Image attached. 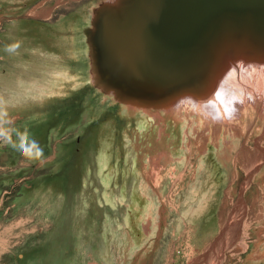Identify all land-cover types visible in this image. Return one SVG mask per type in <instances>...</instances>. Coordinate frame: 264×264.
Returning <instances> with one entry per match:
<instances>
[{"label": "rangeland", "instance_id": "1", "mask_svg": "<svg viewBox=\"0 0 264 264\" xmlns=\"http://www.w3.org/2000/svg\"><path fill=\"white\" fill-rule=\"evenodd\" d=\"M97 1L101 0H45V27L24 23L28 33L16 29L18 36L10 27L12 17L2 16L0 52L17 38L43 39L45 43V89L40 110L34 108V103L29 104L27 112L19 108L13 113L22 111L21 116L11 123L14 138L20 141L21 137L32 135L34 151L45 155L43 167L34 172L45 174V191L34 201L17 207L14 213L0 211V264H251L259 260V247L264 253V116L247 106L253 127L234 141L232 134L227 133L220 138L218 147L211 144L209 154L204 156V168L196 172L199 149L191 150L188 145L190 137L197 134L187 120L178 118L177 109L171 105L169 108L173 110L154 105L176 99L177 93L190 92L193 89L189 83L165 93V97L161 95L160 99L152 98V94L144 95L153 105L138 107L120 97L140 94L132 95L128 89L125 96L116 94L110 81L95 80L91 66L90 11ZM11 2L19 6L22 0ZM0 7L8 9V1L0 0ZM75 14L82 16L77 26L60 31V24L69 22ZM32 29L38 36H31ZM252 58L258 61L263 57L252 55ZM79 67L81 72L77 71ZM258 68L251 79L257 76L258 84L264 87V66ZM70 83L76 87L67 88ZM31 105L34 106L30 108ZM90 135V145L86 147L84 139ZM236 141L238 147L232 155L239 153L234 164V156L226 164L223 155H218L220 148L225 142ZM242 144H245L243 149ZM100 150L102 155H98ZM68 151L73 163L80 156L89 155H86L90 158L89 169L84 173L86 178L90 177L88 183L80 180L82 164L75 163L70 178L73 185L78 181V187L61 199L59 188L56 185L50 188L49 183L60 173V164L69 160L65 156ZM164 152H169L172 159L155 165ZM112 153H117L121 166L119 181L124 201L116 197V206L109 210L97 195L105 186L115 195L108 182L111 170L107 159ZM182 154L186 156L183 165H178V160L172 161ZM159 169L166 170L159 185L154 186L155 171ZM216 181L220 182L216 184ZM194 184H198V192H193ZM203 202L206 208L194 215V209ZM150 203L156 205L149 211ZM126 215L132 227L126 223ZM88 221H92L90 225ZM11 223L13 229H7ZM211 230L213 233L199 242ZM104 231L110 236L108 254L99 247ZM260 258L263 262L264 256Z\"/></svg>", "mask_w": 264, "mask_h": 264}, {"label": "bare ground", "instance_id": "2", "mask_svg": "<svg viewBox=\"0 0 264 264\" xmlns=\"http://www.w3.org/2000/svg\"><path fill=\"white\" fill-rule=\"evenodd\" d=\"M135 1L136 0H101V1H97L95 6H93L91 8V11H90V13H91L90 25L92 27L91 30H94L92 41L95 42L94 40L96 39V35H98L100 33L98 30V27H100L101 24L99 25V23L102 21L104 16H106V15L108 16L109 14H112V13L125 14V13H127V10L135 3ZM81 17L82 16H80V14L79 15L75 14L73 17L70 18L69 22L61 23L59 26V30L60 31H68L71 28L72 29L75 28ZM70 26H73V27H70ZM238 34H243L244 37L241 39L239 37L240 35H238ZM232 35L237 36V38L234 36L232 37ZM77 47H79V46H77ZM258 50H264V38L259 37V35L257 36L256 33L254 34L253 32L249 31L246 27H235V29L223 28V30H221L219 32V34L215 37V39H213V41L210 43V46L208 48V51L206 53V56H205L203 62L196 69L195 73L190 78V80L187 81L186 83H183L182 85H179L178 87L163 91L162 97L163 96L165 97V95H164L165 93H169L173 90L175 91L178 88L182 89V87L184 85L187 86L188 83H189V88L193 89V90H191L190 92L185 91L186 93H184L183 95L177 93L176 95H174V98L177 96L176 99L172 98V99L163 100V101H165L164 105L162 103L160 104V102H159V104L158 103L154 104L156 106L165 107L166 109H169V110H173V109H171V107L172 108L174 107L175 109H177L179 112L176 114L180 113V116L177 115V116H179L178 118H183L184 120H187L188 124L193 128V133L197 134V136L190 137V144L188 145V147H190L191 150L194 147L199 149L198 158H197L199 160V162L197 163L196 172L199 171V169H201L202 167L204 168L205 163H206V162H204V156L209 154L210 145L211 144L214 145V143H215V146L218 147L220 145L219 140H221L220 138L224 134H227V133L230 134L231 133L232 136L234 137L233 141L235 140V138H238L240 135L245 136L247 134V132L253 127V124H254V120L251 119V117H249L250 116L249 115L250 109H252V110L255 109V110L260 112V115L264 116V89H263L264 87L261 86V84L260 85L258 84V83H260V81H258L259 79H257L258 78L257 76L254 75L251 79V76H252L253 72L256 70V68H258L259 65L264 66V51L259 52ZM252 55H260L263 58L258 60V61H255V60H253ZM97 61L98 62L101 61L100 55L97 54V52L95 53L93 51L92 57H91V66L93 68L92 74H93L95 80L96 79H107V77L105 75H103V71L99 70L101 67H99V64ZM253 66H255V68ZM66 69H67V71L70 70L69 67H67ZM80 69L82 70V68L79 67L77 71L81 72ZM238 74H240L239 76H241V77L240 78L237 77V79H235L236 75H238ZM73 76H75V75H73ZM68 81H70V80H67V82ZM108 81H110L111 84L113 85V86H111V88H114V90H115L114 92L117 91L116 94H118V93H120L121 95L127 94L126 93L127 89L130 90L132 95H136L134 93L140 94V95H136L137 97L125 96V95H124L125 97H120V99L128 101L129 103L134 104L135 106H138V107H141V106L144 107L145 105H148V104L153 105L150 102H147L145 100L144 95L152 94L153 95V96H151L152 98H155V99L156 98H159V99L162 98L160 94L155 93L152 90H149V88H145V89L142 88L141 89V88L133 87L129 84H125V86H122V88H121L119 86H116V84L118 82L117 80H111L110 79ZM262 84L264 85V82ZM68 87H76V84L70 83L69 85H67V88ZM236 89H238V90H236ZM108 91H111V90H108ZM129 97H134V98H136V100H133V98H129ZM170 105H171V107L169 108ZM247 106L249 107V110H248ZM68 109H69V106H68ZM243 116H245V119H242ZM66 120H67V118H66ZM45 122H47V121H45ZM48 122H49V120H48ZM63 122H65V119L63 120ZM124 124H126V121H123V125ZM117 126H119V125H117ZM131 129H133V127ZM115 132L117 135V131H115ZM91 137L92 136L90 135L84 139V143L86 144V147H89V145H90L89 142L91 140ZM237 141L233 144L229 143V142H225V146L223 148H220L221 149L219 151L220 154L218 153V155H223L222 159H224V163L228 164V161L231 159L232 156H234V159H233V164H234L235 158H236L237 154L239 153V151H238L236 153V155H232L233 150L238 147ZM144 144H145V142H144ZM211 147H212V145H211ZM244 147H245V144H242V149ZM104 148L105 147H103V149ZM175 148L177 149V147H175ZM102 151L103 150H100L98 152V155H102L101 154ZM65 153H66L65 154L66 160L67 159H69V160L64 161L63 163L60 164V165H62L60 173L56 176L55 180H52L49 183L50 188H52L54 185H56L59 188V195H60L61 199H64V197L66 198L72 191L76 190L78 187V181H77V184L73 185V180H72V178H70L72 175L71 174V167L76 166V164L81 163L82 164V170H81V173H79V179L82 180L83 182H87V178L90 177L89 176L86 178V173H84L85 170L89 169V166L87 165V163L90 159V158H87V156H89V155L85 154L83 156H80V159L78 158L77 161L75 162L76 163L75 164L70 160V158H71L70 152L68 151ZM71 155H72V153H71ZM161 155H162V153H161ZM185 158H186V156L184 154H182L180 158L173 159L172 161L178 160L179 161L178 165L181 166V165H183ZM171 159L172 158L170 156V153L164 152L163 157L161 158L159 155V158L156 159L154 164L159 165V162H161V163L162 162H168ZM100 160H101V158H100ZM107 162H108V166L111 170V173L109 172V175H108L110 178V180L108 182H109L111 188L115 190V195L111 194L110 190L105 186V187H101L100 194L98 193L99 195H97V199L100 200L102 203H104V205L109 210H113V207L116 206V203L114 202L116 197H117V199L124 201V198H123L124 197V193H123L124 191H123L122 185L120 183V181H121L120 176H122L121 175L122 170H121V166L118 162L117 153H112L111 158H108ZM95 165H96V163H95ZM153 168H154V166H153ZM95 169H96V167H95ZM164 170H166V169H163V170L159 169V170L155 171L156 175H155V180H154V186L159 185V181L163 175ZM91 172H92V170H91ZM153 172H154V170H153ZM89 175H90V173H89ZM224 176H225V174H224ZM119 179H120V181H119ZM195 179H196V173H195ZM220 181H218V182H220ZM218 182L216 181L215 183L217 184ZM197 185L198 184H194L192 186L193 192H198L197 191L198 189H196ZM83 190L85 191V189H83ZM65 200H63V201H65ZM59 201H58V203H59ZM63 201H61V202H63ZM83 201H84V199H83ZM99 202H97V204H99ZM107 202L109 204H107ZM153 203L149 204V206H148L149 211L151 210L152 207H154L156 205ZM77 204L80 205V203H77ZM82 205H84V204H82ZM96 207H97V205H96ZM84 208H85V205H84ZM205 208H206V204H205V202H203L202 204L199 205V208L196 207L194 209L195 212L193 214L198 215ZM197 209H199V211H197ZM68 210H69V208H68ZM95 210H96V208H95ZM77 211H78V209H77ZM68 213H69V211H68ZM81 213H82V211H81ZM147 213H148V211H147ZM82 214H84V213H82ZM93 215H94V213H93ZM133 216H135V215H133ZM90 217H92V213H91ZM143 217H144V215L142 216L141 219H143ZM95 219L97 220V214H96ZM125 221H126V223H128L132 227V225H131L132 223L130 224V220H129L128 215H126ZM101 222H102V219H101ZM88 223H89V221H88ZM90 223L88 225H90ZM134 223L136 224V219H134ZM179 225H180V222H179ZM96 227H97V225H96ZM132 229H134V227ZM149 229H150V227H149ZM94 230H96V229H94ZM135 231L136 230H133L134 233H135ZM103 233L105 234V237L103 236L104 240L102 239V237L100 238V241L101 240L102 241L100 242L99 247H100V249H105V251H107V249H109L108 247L110 244V236L107 234L106 231H104ZM212 233H213V230H211L210 232L205 233V234L202 233L203 236L200 238L199 242H202L205 238H208ZM99 236H100V234H99ZM94 237H95V235H94ZM91 246H92V244H91ZM95 246H98V245H95ZM100 251H102V250H100ZM257 252L259 254H261L260 255L261 257L264 256V253H263V250L261 247H259ZM108 253L109 252L107 251V254ZM260 256L259 255L257 256V258H259V260H256V261L252 262L251 264H264V261L262 262V260H260L261 259Z\"/></svg>", "mask_w": 264, "mask_h": 264}, {"label": "water", "instance_id": "3", "mask_svg": "<svg viewBox=\"0 0 264 264\" xmlns=\"http://www.w3.org/2000/svg\"><path fill=\"white\" fill-rule=\"evenodd\" d=\"M101 22L91 57L100 55L105 80L162 95L190 80L223 28L264 38V0H136Z\"/></svg>", "mask_w": 264, "mask_h": 264}, {"label": "crops", "instance_id": "4", "mask_svg": "<svg viewBox=\"0 0 264 264\" xmlns=\"http://www.w3.org/2000/svg\"><path fill=\"white\" fill-rule=\"evenodd\" d=\"M7 1L8 9L0 7V23L2 16H11L10 27L15 35L18 36L16 29L28 33L29 22L35 24L30 27H45V0H22L19 6H13V0ZM31 36H38L33 29ZM17 39L0 52V211L4 209L6 213H14L17 207L34 201L45 191V174L34 173L43 167L44 153L34 151L32 135L27 134L20 141L14 138L15 129L11 125L21 116L22 111L13 113L17 109L27 112L29 104L34 103V108L40 110L45 89V43L43 39ZM39 48L41 52L34 50ZM24 124L27 127V122ZM7 229H13L12 223Z\"/></svg>", "mask_w": 264, "mask_h": 264}]
</instances>
